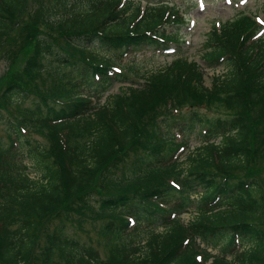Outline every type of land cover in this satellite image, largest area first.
Listing matches in <instances>:
<instances>
[{"label":"trees","instance_id":"16d2710c","mask_svg":"<svg viewBox=\"0 0 264 264\" xmlns=\"http://www.w3.org/2000/svg\"><path fill=\"white\" fill-rule=\"evenodd\" d=\"M27 1L0 0V50L13 59L0 82V264H264V36L253 15L211 27L200 64L183 54L185 7L172 0H55L50 14L35 0L33 22ZM171 47L177 56L137 86L136 64L113 69ZM221 66L206 85L204 70ZM177 134L203 142L182 162Z\"/></svg>","mask_w":264,"mask_h":264},{"label":"rangeland","instance_id":"374dc122","mask_svg":"<svg viewBox=\"0 0 264 264\" xmlns=\"http://www.w3.org/2000/svg\"><path fill=\"white\" fill-rule=\"evenodd\" d=\"M34 3L33 7L31 10H28L27 12H24L22 20L23 21H29L33 22V19H29L28 17L31 14H26V13H31L32 9L34 10L37 8L40 4L36 3L35 0H28V2ZM174 3L181 5L182 7H185L186 9V18H189L190 21L192 20V25L185 29L186 27L183 28V36L184 40H187V43L183 45L182 50L185 53V57L188 59H192L196 61L197 63L202 64V61L200 60V54H201V49L206 41V37L208 36V32L211 29V27L214 24H223L226 23L230 19H236L240 14L244 13H249L250 15L256 14L257 18H264V14H262V7L264 5V0H231L230 4L227 5L224 0H204V5H202L201 8L197 7V0H172ZM44 6L48 9V13L50 14V6H53L55 3V0H45ZM27 37V36H26ZM17 39L14 35L9 39V42L6 47H11L13 48L14 45V40ZM18 41V39H17ZM10 53L12 52L11 49H8ZM5 49L0 50V82H3L7 71L13 67L12 66V61L13 59H10L8 57V52ZM106 53L103 51V54ZM177 56V55H176ZM174 55H165V54H158L154 53L152 51H149L148 48L141 49L140 52H137L136 55L132 56L129 54L124 62L123 65L120 63L119 65L121 67L124 66L127 67V63L132 62L133 64H136L139 71L140 75H135L133 76V82L134 86H137L139 82H141V77L145 75L148 71H156L167 64L170 63L171 60L174 59ZM118 65V64H117ZM223 67H217L215 69H209L207 68L205 71V83L206 85H210V78L211 75H220L222 72H224ZM130 86L128 83H124L121 87L124 86ZM119 87V84H113V86L109 89H107L104 92L103 97L100 99V104H103L105 101V96L107 95H112L117 91V88ZM120 87V89H121ZM211 115V113H210ZM6 119L4 120L5 122H10V119L8 118V115L6 114ZM7 124H0V150L2 148H5L8 142V135L6 132ZM42 132V133H41ZM41 132H34V131H29L31 141L33 143L38 142V143H45V135L47 136V133L43 130ZM45 133V134H43ZM184 138L181 137L178 142H181ZM184 141L187 142V148L182 155H180V162L184 161L185 158H187V155L189 152H192L194 148L202 144L200 138L196 136V134L192 135H185ZM218 141V139H217ZM21 143H23V139L21 140ZM17 160V159H16ZM27 163V166L29 167L28 160L24 161ZM24 163V164H25ZM264 163V162H263ZM19 165V163L17 162ZM122 173V172H121ZM130 174V172H126ZM244 173V171H243ZM30 175V178L36 177L34 171H30L28 173ZM123 174V173H122ZM191 215L189 213H185L182 215V223L187 222L190 219ZM93 224L90 223H85L82 225L83 229H87ZM73 226H68V230L73 236L78 239L79 241L86 242L85 239V234H82L81 231L79 233H74V230H72ZM77 231V228L75 229ZM37 242H40V239L38 238ZM202 246V245H201ZM107 249L105 248H100L98 249V256L99 258H104L106 256ZM216 250L212 251L213 255H216ZM100 258V259H101ZM228 260L230 258L228 257ZM212 260L210 259L207 264H209ZM34 264V263H30Z\"/></svg>","mask_w":264,"mask_h":264}]
</instances>
